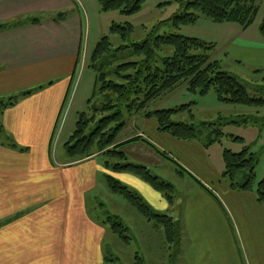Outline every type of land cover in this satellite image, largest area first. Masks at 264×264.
Listing matches in <instances>:
<instances>
[{"label":"crops","instance_id":"obj_1","mask_svg":"<svg viewBox=\"0 0 264 264\" xmlns=\"http://www.w3.org/2000/svg\"><path fill=\"white\" fill-rule=\"evenodd\" d=\"M85 5V0H0V25L38 20L0 29V100L18 97L0 115L6 138L0 140V264H105L103 242L112 233L94 219H102L95 192L108 190L107 176L178 220L181 254L175 264H264V204L257 201L255 189H231L219 179L216 163L195 141L176 143L151 134L168 145L158 146L170 160L163 158L165 162L175 161L210 191L194 181L170 206L133 174H109L97 160L101 155L75 161L64 145L65 152L53 154L69 89L91 33L82 18ZM219 27L226 32L221 47L226 60L264 74L259 71L264 70L259 27L250 34L251 25ZM26 92L31 93L24 96ZM135 137L150 142L139 130ZM151 145L138 141L122 150L132 163L149 168L162 161ZM113 204L126 208L119 199Z\"/></svg>","mask_w":264,"mask_h":264},{"label":"rangeland","instance_id":"obj_2","mask_svg":"<svg viewBox=\"0 0 264 264\" xmlns=\"http://www.w3.org/2000/svg\"><path fill=\"white\" fill-rule=\"evenodd\" d=\"M253 1L257 8V13L251 25L252 28L249 30V34L255 33L257 27L264 21V0ZM85 2L86 13L85 17L82 14V18L86 23V28L91 31L89 38L86 40L87 56L85 55L84 59L81 56L84 68H81V61L70 86L68 99L59 124V127H61L59 147L53 153L54 155L57 152L59 154L65 152L63 145L74 134L76 123L79 121L81 114H87L88 119L94 115L96 116V120H98L100 115L95 111L102 109L108 103L109 99L116 101L115 95L111 92L100 91V87L103 84L100 85V82H98V75L103 74L107 81L112 80L120 84L121 81L117 80V67L126 63H138L140 68L144 56L136 54L133 45L140 44L148 38H151V42H153L154 37L179 35L201 41L207 45L208 50L200 49L195 54L208 55L211 60L218 61L223 71L238 78L245 86L248 95L264 100V74H254V70L252 71L247 64L234 66L226 60L227 55L224 51L225 49L222 50L221 48L222 42L226 37L224 28L219 27L222 24H216L205 17H201L196 24L181 26L178 29L175 28L173 26V16L180 15L184 12V9L180 7L177 0H146L142 3L139 12L129 16L122 15L119 11L101 12L97 0H85ZM113 24L122 27H131V30L127 32L124 40L118 34L111 32ZM102 37L108 38L111 45L110 51L97 61L91 62V67H88L90 54ZM152 47L154 57L151 66L154 70L156 68L162 69L163 59L171 57L173 49L170 46L156 48L153 45ZM259 71L264 72V70ZM120 73L127 75L133 73V71H121ZM134 99H137V103H140L144 99L143 94L140 93L134 96ZM182 106L189 107L172 114L171 122L175 124H188L194 127L195 138L187 141H195L210 156L212 161L216 163L220 170L219 179L222 178L225 180L222 177L224 172L222 160L223 151L228 150L234 154H239L246 150L248 156L254 155V159L256 160L254 167L255 181L252 188L255 189L257 183L264 177V106L223 104L218 102L213 90H210L204 96H200L199 93L187 91L186 85L180 83L172 90L161 93L158 97L146 104L143 111L136 112L135 108L132 111H128L126 104H122L120 107L108 111L105 114L109 115L115 112L116 109H119L122 113L121 121L124 123V126L115 138L116 143L134 138L137 130L144 133L150 140L148 142L147 140L139 138L136 141L120 146L118 150L124 153L122 150L123 146L138 141L153 147L151 145L152 143L155 154L161 156L162 161L159 164L146 168L158 177L161 182L171 184L174 188L173 192L168 190L162 192L155 191L160 193L165 199L166 195L171 196L173 203L176 204L181 193L191 188L195 180L175 161L171 160L172 162L169 164L163 160L164 158L170 161L163 154L164 151L158 149V146L168 145L156 140L151 134L154 132L156 135L168 136L174 139L176 143L187 141L177 140L167 133L160 132L157 128L158 125L155 117L151 115L147 118L145 113L157 110L174 111ZM135 116L137 117L136 120ZM145 118L149 120L144 121V126H142ZM88 123L89 125L85 130L86 134L93 128V122L89 121ZM169 148L171 152H174L175 146L173 144L169 145ZM124 155L127 163L134 164L131 162L133 159L127 151ZM97 160L103 162V164L105 162H109L110 164L117 162L109 156L102 155ZM107 170L110 171L109 174L111 175L114 172L110 169ZM247 175H249L247 171L239 172L236 177V183H244ZM146 184L154 190L151 185ZM137 194L146 203L147 201L149 202V199H144L139 193ZM95 195L100 199L98 202H100L103 211L101 213L102 219H94V221L102 222L110 229V224L107 222L106 217L115 215L111 213L110 209L114 208L115 213L122 215L121 221L130 231L128 233L130 242L127 245L123 244L112 234L105 238L103 242V257L104 259L106 258L105 264H173L169 258L168 245L164 240L161 227L139 216L120 196L112 194L107 189L100 188L95 192ZM114 199H119L121 205L126 208L114 205ZM167 203L170 206L168 201ZM148 205L154 209L152 205ZM123 209H127L133 217H130L128 212ZM154 210L160 214H165V212L158 209ZM176 221L178 220L176 219ZM180 254L181 243L178 256ZM136 256H139L140 260H143L144 263L136 260Z\"/></svg>","mask_w":264,"mask_h":264},{"label":"trees","instance_id":"obj_3","mask_svg":"<svg viewBox=\"0 0 264 264\" xmlns=\"http://www.w3.org/2000/svg\"><path fill=\"white\" fill-rule=\"evenodd\" d=\"M146 0H97L101 12L119 11L122 15H133L140 11L142 3ZM180 7L184 9L180 15L173 16V26L193 25L201 18L205 17L216 24L234 23L246 29L253 24L257 8L253 0H177ZM192 11V12H187ZM63 15L59 14L57 20H62ZM38 22L37 19L25 20L23 23H14L9 25H0L1 30L12 29L20 24L28 22ZM131 27H122L113 24L111 32L118 34L123 40ZM260 34L264 37V21L259 26ZM160 48L170 46L173 54L169 58L163 59L162 69L152 68L151 63L154 57L152 46ZM110 42L107 37H102L96 44L90 54L88 67L91 62L102 58L110 51ZM207 45L197 39L185 38L179 35H165L146 39L140 44L133 45L134 51L138 55H143L142 65L138 63H126L117 67V80L107 81L105 75H98L100 82V91H108L115 95V100L109 99L108 103L98 112L100 118L96 116L89 119L87 114L83 113L76 123V130L69 140L64 144L69 156L75 158V161H81L94 155L109 156L116 160L114 164L105 162L104 166L114 172H128L138 177L145 183H148L158 192L168 190L173 192L171 184L161 182L158 177L153 175L146 167L141 165L129 164L123 152L118 149L120 146L138 140L140 137L131 138L123 143L116 144L115 138L124 126L122 113L119 109L111 114H105L110 110L126 104L128 111L135 108L136 112L143 111L146 104L158 97L161 93L172 90L178 84H185L187 91L199 93L200 96L206 95L210 90L216 94L217 100L223 104L241 105V106H264V100L250 96L246 92L245 86L235 76L223 71L220 63L211 60L208 55L195 54L200 49L208 50ZM211 46V45H210ZM212 48V46H211ZM143 68V69H141ZM133 71L131 74L122 75L120 72ZM257 74V73H256ZM253 86V85H251ZM26 92L23 95H29ZM142 93L143 100L137 103L134 96ZM17 98H10L6 103L0 100V115L5 109L13 106ZM116 103V104H114ZM137 103V104H136ZM134 105V106H133ZM189 106H182L174 111L157 110L145 113L146 117L153 115L156 119L158 130L167 133L177 140L187 141L195 138V130L192 125L183 123H172L171 115L181 111ZM93 122V128L86 134L88 122ZM5 139V133L0 125V140ZM240 140V139H237ZM222 160L224 172L222 177L231 189L235 190H252L255 181L254 167L256 160L254 155L248 156L246 150L242 153L234 154L228 150L223 151ZM247 171V179L242 184L236 183V177L239 172ZM195 182L206 192L210 193L208 188L195 179ZM108 190L120 196L129 206H131L139 216L149 222L155 223L163 230V236L168 245L169 258L175 264L179 254L181 232L178 221L174 220L168 214H160L149 206L134 190L117 181L111 176L106 177ZM257 201L264 204V177L255 187ZM166 200L171 204L173 199L166 195ZM107 222L110 224V232L115 235L123 244L130 242L129 229L123 224L121 219L116 215L107 216ZM140 260L139 256L135 257ZM106 263V258H105ZM116 264V263H113Z\"/></svg>","mask_w":264,"mask_h":264},{"label":"built area","instance_id":"obj_4","mask_svg":"<svg viewBox=\"0 0 264 264\" xmlns=\"http://www.w3.org/2000/svg\"><path fill=\"white\" fill-rule=\"evenodd\" d=\"M85 55H86V52H85V49H84L83 53H82L83 59H84ZM82 67H84L83 61H82Z\"/></svg>","mask_w":264,"mask_h":264}]
</instances>
